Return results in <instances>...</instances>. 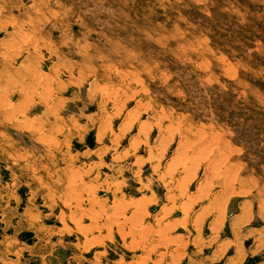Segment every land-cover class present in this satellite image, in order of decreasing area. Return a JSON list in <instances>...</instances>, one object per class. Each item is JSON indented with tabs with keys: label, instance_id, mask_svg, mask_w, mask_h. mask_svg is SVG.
<instances>
[{
	"label": "rangeland",
	"instance_id": "rangeland-1",
	"mask_svg": "<svg viewBox=\"0 0 264 264\" xmlns=\"http://www.w3.org/2000/svg\"><path fill=\"white\" fill-rule=\"evenodd\" d=\"M0 264H264V0H0Z\"/></svg>",
	"mask_w": 264,
	"mask_h": 264
},
{
	"label": "crops",
	"instance_id": "crops-1",
	"mask_svg": "<svg viewBox=\"0 0 264 264\" xmlns=\"http://www.w3.org/2000/svg\"><path fill=\"white\" fill-rule=\"evenodd\" d=\"M72 172V171H71ZM72 181H73V183H74V171L72 172V174H71V176L68 178V180H67V186L69 185L70 186V189H73L74 188V185H73V183H72ZM73 185V186H72ZM74 191H72V190H70V193H73ZM74 194V193H73Z\"/></svg>",
	"mask_w": 264,
	"mask_h": 264
},
{
	"label": "bare ground",
	"instance_id": "bare-ground-1",
	"mask_svg": "<svg viewBox=\"0 0 264 264\" xmlns=\"http://www.w3.org/2000/svg\"><path fill=\"white\" fill-rule=\"evenodd\" d=\"M72 174V173H71ZM72 183H73V181H72ZM73 185H74V183H73ZM72 185V186H73ZM83 187V186H82ZM70 190H72V191H74L75 190V188H73V189H70ZM69 193V192H68ZM74 193V192H73ZM70 194V193H69ZM72 200H74V199H72ZM68 202V201H67ZM71 202V201H70ZM79 203V202H78ZM68 204H69V202H68ZM79 206H80V204H79ZM124 209V208H123ZM94 216V215H93ZM74 218V217H73ZM118 220V219H117ZM118 224V223H117ZM122 227V226H121ZM135 237V236H134Z\"/></svg>",
	"mask_w": 264,
	"mask_h": 264
}]
</instances>
